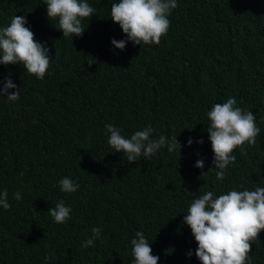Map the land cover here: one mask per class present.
<instances>
[{"label":"trees","instance_id":"obj_1","mask_svg":"<svg viewBox=\"0 0 264 264\" xmlns=\"http://www.w3.org/2000/svg\"><path fill=\"white\" fill-rule=\"evenodd\" d=\"M86 2L95 12L83 36L63 38L43 0H0V29L25 16L51 57L43 80L0 64V88L9 76L20 88L17 101L0 97V191L11 204L0 207V264H133L137 231L158 264H201L183 223L192 200L264 187V0H177L159 45L128 41L124 50L111 43L127 40L111 20L119 0ZM232 97L260 134L246 154L234 150L218 180L207 113ZM106 124L125 138L151 125L153 139L177 137L180 156L164 146L128 163L108 144ZM64 177L76 192L60 190ZM60 201L72 211L58 224L48 212ZM94 227L100 238L84 248ZM251 249V264H264V231Z\"/></svg>","mask_w":264,"mask_h":264},{"label":"clouds","instance_id":"obj_2","mask_svg":"<svg viewBox=\"0 0 264 264\" xmlns=\"http://www.w3.org/2000/svg\"><path fill=\"white\" fill-rule=\"evenodd\" d=\"M43 3L47 6L48 19H58L54 26L63 32V38L82 37L85 32L82 20L91 18L95 12L86 0H43ZM177 7V0H119L112 4L111 20L127 36V40L113 39L112 45L120 50L126 48L128 41L141 47L159 45L169 29L168 17ZM27 23L25 16L16 15L8 26L0 29V64L22 65L27 74L43 80L50 67L49 49L36 41L34 32L25 26ZM88 64L93 62L89 60ZM9 89L16 91L10 94ZM0 97H6L10 102L20 98V88L13 83L11 76L0 88ZM236 104L232 97L222 104H214L207 113L209 124L206 130L214 153L210 170H216L218 180H223L228 166L235 163L234 150L239 148L242 154H246L243 146H254L260 134L254 113L236 107ZM105 128L106 135L110 134L108 144L115 152L123 153L128 163L138 162L141 157L150 159L164 146L169 153L178 152L180 156L182 145L177 137L169 139L161 135L153 139L151 125L136 131L130 138H125L121 129L112 124H106ZM198 142L203 144V140ZM187 143L191 146L193 140L189 138ZM195 166L203 169L204 161L197 160ZM59 185L64 193H74L79 188V184L70 177L62 178ZM13 198L20 201L22 194L17 191ZM0 207L4 210L11 208L7 190L0 191ZM71 211L60 201L48 213L54 222L61 224L70 219ZM183 223L190 227L198 244L195 254L201 264H251V244L264 231V187L231 190L218 197L207 191L192 200ZM91 231L92 236L82 245L84 248L94 247V241L100 238V227ZM131 246L133 264H158L159 257L152 254V247L143 231L135 233ZM191 255L189 252L188 256Z\"/></svg>","mask_w":264,"mask_h":264}]
</instances>
